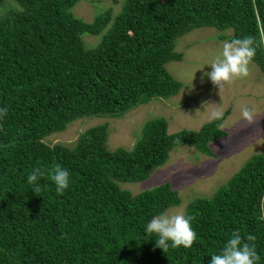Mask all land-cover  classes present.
Segmentation results:
<instances>
[{"label": "trees", "instance_id": "obj_1", "mask_svg": "<svg viewBox=\"0 0 264 264\" xmlns=\"http://www.w3.org/2000/svg\"><path fill=\"white\" fill-rule=\"evenodd\" d=\"M13 1L0 14V264H210L233 231L242 242L255 236L264 264V140L211 197L187 204L197 233L190 248L164 253L145 233L152 217L181 203L170 182L136 194L118 184L147 179L178 145L213 156L229 110L173 133L164 117L150 118L132 149L106 147L107 123L82 131L73 146L44 141L77 118L120 116L176 94L182 82L165 64L182 59L175 41L195 28L264 42V0H124L91 22L72 14L79 0ZM84 33L102 34L98 45L86 48ZM253 62L264 72V43ZM56 165L70 176L63 195L50 179ZM34 168L46 173L37 194L27 182Z\"/></svg>", "mask_w": 264, "mask_h": 264}, {"label": "rangeland", "instance_id": "obj_2", "mask_svg": "<svg viewBox=\"0 0 264 264\" xmlns=\"http://www.w3.org/2000/svg\"><path fill=\"white\" fill-rule=\"evenodd\" d=\"M124 0H79L71 12L75 17L91 22L95 16L110 8L113 14L120 11ZM15 6L13 0H4L0 14ZM232 30L218 31L211 26L195 28L175 41V51L183 54L181 60L165 64L169 73L182 82L181 89L168 97H152L148 102L120 115L83 116L73 120L62 131L44 138L50 145L62 143L73 146L78 135L85 129L108 124L106 147L132 149L140 137L144 123L150 118L164 117L169 133L181 129L198 130L210 121L212 110H229L221 128L227 135L210 143L213 156L200 152L189 145H178L170 152L168 160L156 167L150 176L138 182H118L133 194L170 182L181 198L179 205L165 210L169 214L183 210L198 197H211L215 190L226 184L252 155L263 150L264 140V72L255 63L249 65L250 75L238 79L219 91L205 73L211 72L210 64L222 50L223 43L230 41ZM102 34L84 33L86 48L98 45ZM221 36V37H220ZM205 103H211L206 104ZM256 109L259 123L244 126L241 108ZM199 110V111H197Z\"/></svg>", "mask_w": 264, "mask_h": 264}, {"label": "clouds", "instance_id": "obj_3", "mask_svg": "<svg viewBox=\"0 0 264 264\" xmlns=\"http://www.w3.org/2000/svg\"><path fill=\"white\" fill-rule=\"evenodd\" d=\"M261 43L264 42L257 41L253 36L225 41L222 50L210 64L212 71L205 73V75L214 86L219 88V91L225 85L248 77L250 75L249 65ZM206 104L211 103H205L204 106ZM6 115L7 108H0V119ZM222 116L221 110L214 109L209 113V120H219ZM241 118L246 127L259 123V114L256 109L247 106L241 108ZM45 174L43 169L34 168L28 175L27 182L32 185L33 193L37 194L41 191V186L37 181ZM50 179L54 183L58 195H63L70 186L69 172L60 165H56ZM194 219V216H186L183 210L171 214L163 212L152 217L145 226V233L149 236H155L156 247L162 249L164 253L169 248L175 249L181 246L190 248L197 239V233L191 226V221ZM246 241L242 242L239 231H233L231 238L227 240L222 250L211 256L210 264H257L260 257L254 243L255 236L249 234Z\"/></svg>", "mask_w": 264, "mask_h": 264}]
</instances>
